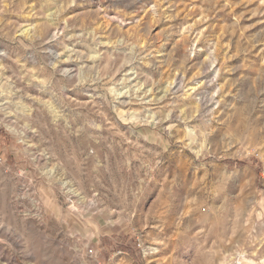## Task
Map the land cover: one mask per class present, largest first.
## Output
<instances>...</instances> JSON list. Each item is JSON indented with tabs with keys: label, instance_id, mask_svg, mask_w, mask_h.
I'll return each mask as SVG.
<instances>
[{
	"label": "rangeland",
	"instance_id": "374dc122",
	"mask_svg": "<svg viewBox=\"0 0 264 264\" xmlns=\"http://www.w3.org/2000/svg\"><path fill=\"white\" fill-rule=\"evenodd\" d=\"M0 264H264V0H0Z\"/></svg>",
	"mask_w": 264,
	"mask_h": 264
}]
</instances>
